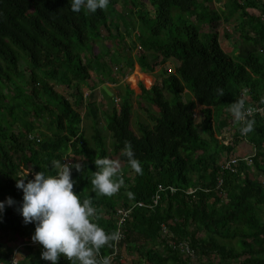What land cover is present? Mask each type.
Returning <instances> with one entry per match:
<instances>
[{"label":"trees","instance_id":"1","mask_svg":"<svg viewBox=\"0 0 264 264\" xmlns=\"http://www.w3.org/2000/svg\"><path fill=\"white\" fill-rule=\"evenodd\" d=\"M259 1L226 0L220 8L222 20H234L232 29L245 43L231 53L222 48L212 0H124L130 4L126 13L121 0H110L106 9L91 14L73 12L70 0H0V201L9 196L15 201L0 213V262L11 264L12 238H31L35 230L34 223H23V192L16 179L27 174V181L38 171L55 175L51 162L70 156V166L75 160L84 166L80 171L72 167L73 191L81 202L91 198L92 221L109 233L116 231L118 207L149 202L158 183L177 188L162 193L153 210L132 209L109 264H125L120 262L123 247L137 255L132 264H264V182L251 175L264 178V115L253 116L254 129L246 134L255 144L250 164L239 160L236 172L223 171V192L214 188L221 156L232 154L241 140V126L230 143L217 140L214 113L232 114L230 105L242 98L243 89L264 104V1L258 6ZM126 36L138 46L135 59L126 53ZM102 39L116 41L123 54L94 51ZM167 61L172 71L164 67L159 82L148 89L140 85L141 97L157 111L146 109L148 120L136 121L135 130L133 90L126 87L118 108L112 104L104 112L83 97L82 84L93 89L97 82L124 78L135 62L142 71L154 72ZM185 91L191 97L182 99ZM195 103L200 105L197 120ZM82 108L91 117V143L81 129ZM127 142L142 164L141 174L122 154ZM101 157L122 162L124 183L111 196L93 190L94 161ZM188 188L193 191L187 193ZM162 224L172 240L188 241L195 260L169 247L159 235ZM255 242L263 254L251 245ZM23 248L18 264H51L41 258L40 244ZM112 250L113 241L97 259ZM58 264L72 262L62 256Z\"/></svg>","mask_w":264,"mask_h":264},{"label":"clouds","instance_id":"2","mask_svg":"<svg viewBox=\"0 0 264 264\" xmlns=\"http://www.w3.org/2000/svg\"><path fill=\"white\" fill-rule=\"evenodd\" d=\"M109 3L110 0H70L73 12H80L82 9H86L85 14L96 13L98 9H106ZM90 92L85 91L83 97L86 99ZM218 94L220 96L224 95L223 88L218 89ZM113 101L117 108L119 105L117 97H114ZM230 112L232 113L230 119L233 120L232 122L230 120V122L231 124L235 123V126L231 125L234 127V129H231V131L233 130L232 140L234 139L237 126H240L235 120L242 122L240 129L242 134H248L253 131L255 118L249 119L253 109L245 107L243 98L234 101L230 105ZM222 113L226 114L225 110H222ZM46 132L49 134L48 130ZM32 135H34L33 138L35 139L40 138L36 133H32ZM240 139V141L247 140L250 144L252 143L247 138L243 139L242 136ZM230 142L227 140L224 143ZM254 150L255 148L252 153L243 156L234 153L226 157L234 155L239 160H244L247 155L251 157ZM122 154L127 157V163L130 167L137 174H141L143 171L142 164L135 157L130 142L125 144ZM65 157L71 158L70 156H64L62 160ZM226 157L223 156L221 162ZM62 160H53L51 162L52 167L58 170L55 175H47L44 171H38L34 172L33 178L27 181L25 180L27 174L16 179V187L23 192V200L19 208L23 223L35 224V230L31 238H25L29 240L27 242L32 240L40 244L42 246L41 258L45 261H50L51 264H58L62 256L67 257L72 264H109L107 258H104L103 261L98 260L97 254L106 244L122 239V233L118 230L111 233L106 232L104 228L92 221L91 218L95 216L96 209L92 205L91 198L81 202L79 196L73 191L75 182L71 176L72 167L74 166L77 171H80L84 166L80 163L70 166L73 161L72 158L70 165L62 163ZM94 163L98 170L93 174V190L106 196H111L119 191L124 183L123 176L120 174V161L101 157L97 158ZM14 203V199L10 196L0 201V213L4 211L6 204L11 206ZM24 245L27 244L20 246Z\"/></svg>","mask_w":264,"mask_h":264},{"label":"rangeland","instance_id":"3","mask_svg":"<svg viewBox=\"0 0 264 264\" xmlns=\"http://www.w3.org/2000/svg\"><path fill=\"white\" fill-rule=\"evenodd\" d=\"M224 2H226V0H212L211 2V8H213L214 10H216V14H215V17L218 18V26H217V31L219 33V39L221 41V45H222V48L226 51V52H231V53H235V52H239L240 50L237 49V45H241L242 47H245V43H242L239 42L240 40L238 39V35L237 33L238 32H235L232 28H233V24L235 23V21H229V22H225L222 20L221 16L219 15L220 13V8L223 7V4ZM261 4V0L258 2V6ZM121 6H122V9L123 11L126 13L127 10H128V7L130 6L129 2L125 5L124 4V0H121ZM257 10V8H256ZM135 31V30H134ZM133 31V32H134ZM225 31H227L229 33V37H225ZM133 37H124V44L125 46H127V49L126 50V53L128 54H131V56L135 59L136 56H137V51H138V46H135L132 44V42H130V40H132ZM122 47L121 45H117L116 44V41H111L109 39H102L100 41H98L95 45H94V51L96 52H101V51H111L113 52L114 54L116 55H119V54H123L122 52ZM259 51H260V48H259ZM262 53V51L260 52ZM171 61H167L165 64H162L160 66H158L156 68V71L151 75V84H149L148 82L144 81V79L142 78V76H145L144 74H142V70L139 68V66L136 64L133 65V68L131 69V71H129L127 73V75L121 79V78H116L117 81H118V87L117 86H114L116 87L115 89H120V94L117 93L116 97L118 99V102L120 101V96L122 95V93L125 92V86L128 84V86L131 88V89H134V94H131L130 95V101L132 102V128L135 130L136 129V121H147L148 119L146 118V114H145V111H143L142 109V103L146 104V105H150V101L149 100H146L145 98L143 99L141 97V93H140V88H139V84L137 83V81H140L141 83H144L145 86L147 88H150L155 82H159V74L161 73V69L162 68H169L171 70H173V63H170ZM167 66V67H166ZM112 74H115L114 72H116V64H112ZM119 73H116L115 74V77L117 76L118 77ZM92 79L96 81V75L95 73H92ZM92 82V81H91ZM127 83V84H126ZM97 84H100L99 82H97ZM55 88L56 90L59 92V93H63V88L60 87V85H55ZM81 91L82 93L84 94L85 91H88V86L86 85H81ZM135 90H136V94H135ZM93 91V90H92ZM187 93V94H186ZM91 94L92 92H90V94L86 97V99L91 98ZM187 96H190L191 97V94L187 91H185L182 95V99H187L188 97ZM152 97V93L150 94L149 98ZM102 101V100H101ZM101 101H99L97 103L98 104H101ZM117 102V103H118ZM112 104L114 105V102H113V99H111V106ZM154 106V104H151ZM115 106V105H114ZM199 109V108H198ZM197 108L194 109L195 111V114H196V117L195 119L197 120V114H198V110ZM221 111V110H220ZM220 111H216L214 113V119H217L216 120V125L215 127L217 128V132L218 134H221L220 132H223V136H224V139L226 140H229L231 141L232 140V135L233 133H230L228 134L230 131L228 130L227 128V124L223 125L221 120L226 118L227 119V116L230 117V113L229 114H221ZM81 112V116H82V121H81V129H82V132L85 136V138L91 143L92 140H91V128H90V124H91V117L90 115L88 114V111L86 110V108H82L80 110ZM220 115V116H219ZM219 117V118H218ZM104 136L108 137V133L105 131L104 132ZM214 137L217 139H219L220 136H218L217 134L214 135ZM217 139V140H218ZM240 142V141H239ZM239 142L235 143V147H234V150L232 152V154H234V151H235V148L237 145H240ZM242 151L240 152V154H242V152H245V153H252V150H248V146H243L241 145V148H240ZM239 149V150H240ZM223 157V155L221 156V158ZM115 160H119L118 157L115 158ZM120 161V164H122L121 160ZM76 163H80L79 160H75ZM251 175L253 177H257L260 181L262 180V182H264V178L263 176L261 175H257L255 174L253 171L251 173ZM10 241V240H9ZM29 240H27L26 238H20V237H16L15 239L12 238L11 241L9 242L10 244H13L14 246L16 245V251H15V254H17V256H21L22 252L26 251L23 247L24 246H20L23 242H27ZM251 245L255 248V249H258L260 247V243H251ZM122 251L120 252L121 255H122V259L123 261H125V264H132L133 261H135L137 258V255L128 251L126 248H122L121 249ZM260 251V255L263 254V252L258 249Z\"/></svg>","mask_w":264,"mask_h":264},{"label":"built area","instance_id":"4","mask_svg":"<svg viewBox=\"0 0 264 264\" xmlns=\"http://www.w3.org/2000/svg\"><path fill=\"white\" fill-rule=\"evenodd\" d=\"M260 19L261 21L264 23V14L260 15ZM85 95H87V93H85ZM84 95V96H85ZM241 97L244 99L245 101V107H251L253 109V113L251 116H249V118H252L255 114L259 115V116H263L264 115V104H258L256 101H254L250 94L249 91L247 89H244L241 92ZM235 122L237 124H239L242 127V122L241 121H236ZM233 131V130H232ZM232 131H230L228 134L232 133ZM240 134L242 136L243 139L246 138V134H242L240 131ZM29 138H33L34 135L29 134L28 135ZM36 140H39V138H37ZM238 158L234 155H231L229 157H226L224 159H222V162L220 163V167L216 176V182H215V186L214 188L217 189L220 193L223 192L222 190V183H223V171H231V172H236L237 171V162H238ZM244 160H246L248 163H250V155H247L246 157H244ZM62 163L65 164H71V158L65 157L62 160ZM177 190V188L173 185H164L162 183H158L156 190L153 194V196L151 197V200L149 202H145V201H135V202H131L129 203L127 206H121L118 207L117 209V223H116V231H120L122 233V239L124 237V232H125V220L128 217V215L131 213L132 209L134 207H140V208H146L148 210H153L155 208V206L157 205L159 199L161 198L162 193L168 191L169 193H174ZM207 190V189H206ZM193 189L192 188H188L187 189V193L192 192ZM224 195V194H223ZM159 235H161V237L163 236V238H167L168 240V245L170 248L176 250L179 252V255L181 256H188L191 259L195 260V251L194 249L189 245L188 241L185 239L182 240H172L171 237L173 236V233L168 230V227H166V225L162 224L161 225V229H160V233ZM122 239L118 240V241H113V250L110 254H108L106 257L100 256L101 261L104 260V258H107L109 261L110 259L113 258V256H115L117 254V252L119 251V241H121ZM37 244L36 242H33L32 240L30 242H23L21 245L23 244ZM123 246V245H122ZM16 251V250H15ZM18 259L19 257L17 256V254H11L10 256V262L11 264H18ZM120 262L125 263V261H123L122 256L120 258ZM0 264H3L2 262H0Z\"/></svg>","mask_w":264,"mask_h":264},{"label":"crops","instance_id":"5","mask_svg":"<svg viewBox=\"0 0 264 264\" xmlns=\"http://www.w3.org/2000/svg\"><path fill=\"white\" fill-rule=\"evenodd\" d=\"M264 0H262V2H263ZM262 4V3H261ZM135 64H136V62H135ZM138 65V64H137ZM140 68V67H139ZM156 71V70H155ZM154 71V72H155ZM154 72H144V71H142V74H144L145 76H150L151 77V75L154 73ZM149 77V80L148 81H146V79L144 80V81H146V82H148L149 84H151L152 82H151V78ZM144 79V78H143ZM137 83L139 84V88H140V85H143L145 88H147L146 86H145V84L144 83H141L140 81H137ZM119 83H118V81H115V82H111V81H104V82H101L100 84H97L93 89H88V91H91L92 92V94H91V100H94V101H96V103H98L99 101H101V104H98V108H99V112H104L105 110H109L112 106H111V99H114V97H116V95H117V93L119 94L120 93V89H115L116 87H114V86H119L118 85ZM127 84V83H126ZM126 87H128L129 89H131L129 86H128V84L125 86V88ZM148 89V88H147ZM93 90V91H92ZM131 90H133V92H134V89H131ZM105 93L108 95V97H106V95H105ZM140 93H141V91H140ZM134 94V93H133ZM135 94H136V90H135ZM114 102V101H113ZM142 109H143V111H145V114H146V117H147V113H148V111L146 110V109H148V110H150V111H152V112H156L157 111V107H155V106H153V105H146L145 103L143 104L142 103ZM118 108V107H117ZM195 108H200V105L198 104V103H195V107H194V109ZM199 110V109H198ZM195 112V111H194ZM221 114H223L222 112H221ZM225 115V114H224ZM231 117V116H230ZM230 117L229 116H227V119L226 118H224V120L226 119L227 121H228V123H227V128H228V130L229 131H231V129H234V127H232L231 125H234L235 126V123H233V124H231V122L233 121L232 119H230ZM230 120H231V122H230ZM216 125V124H215ZM226 126V125H225ZM216 130H215V133H214V135L215 134H217L218 136H220L219 137V139H222L223 140V138H224V136H223V132H220L221 134H218V132H217V128H215ZM218 139V138H217ZM218 139V140H219ZM224 142H227V140L226 139H224L223 140ZM239 144L240 145H237L236 146V148H235V151H234V153L235 154H237V155H246V154H248V153H245V152H242V154H240V152L242 151L240 148H241V145H245V146H248V150H253L254 148H255V144L252 142L251 144L247 141V140H242V141H240L239 142ZM240 149V150H239Z\"/></svg>","mask_w":264,"mask_h":264},{"label":"bare ground","instance_id":"6","mask_svg":"<svg viewBox=\"0 0 264 264\" xmlns=\"http://www.w3.org/2000/svg\"><path fill=\"white\" fill-rule=\"evenodd\" d=\"M142 78H144V80L146 79V81L149 80V77L148 76H142Z\"/></svg>","mask_w":264,"mask_h":264}]
</instances>
